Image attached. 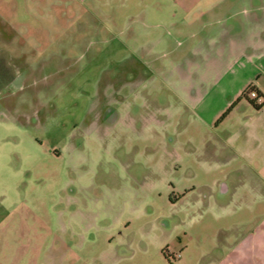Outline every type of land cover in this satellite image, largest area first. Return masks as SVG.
Segmentation results:
<instances>
[{
    "label": "rangeland",
    "instance_id": "374dc122",
    "mask_svg": "<svg viewBox=\"0 0 264 264\" xmlns=\"http://www.w3.org/2000/svg\"><path fill=\"white\" fill-rule=\"evenodd\" d=\"M138 1L184 15L171 0H0L4 263L199 264L242 222L218 195L227 120L196 113L174 68L192 41L131 37Z\"/></svg>",
    "mask_w": 264,
    "mask_h": 264
},
{
    "label": "crops",
    "instance_id": "0c3cea01",
    "mask_svg": "<svg viewBox=\"0 0 264 264\" xmlns=\"http://www.w3.org/2000/svg\"><path fill=\"white\" fill-rule=\"evenodd\" d=\"M61 1L72 7L74 3L90 0ZM106 1L109 0H91L92 7ZM161 3L152 7H163ZM171 3L174 9H182L184 15L178 17L175 11L149 15L150 4L138 1L139 11L130 18L135 17L141 28L130 31L131 37L139 29L149 36L162 28L192 41L184 49V60L178 61L174 68L182 77L185 97L196 113L210 123L222 124L227 120L229 150L224 158L227 174L226 180L219 183L218 195L229 196L226 207L230 216L243 217L241 223L227 227L224 240L219 236L214 239L215 250L209 257L200 255L196 263L264 264V106L254 107L242 96L249 86L264 96V0H171ZM190 9L193 16L188 17ZM191 72L192 78L188 74ZM210 157L213 161L222 160L221 151L215 149ZM220 246L222 249L217 252ZM109 254L103 256L106 264H112ZM174 254H169L174 260H184L182 252ZM12 262L0 260V264ZM48 264L58 261L53 259Z\"/></svg>",
    "mask_w": 264,
    "mask_h": 264
},
{
    "label": "built area",
    "instance_id": "2783aa9c",
    "mask_svg": "<svg viewBox=\"0 0 264 264\" xmlns=\"http://www.w3.org/2000/svg\"><path fill=\"white\" fill-rule=\"evenodd\" d=\"M246 99L252 102L254 107L264 106V96L258 94L255 89L246 90Z\"/></svg>",
    "mask_w": 264,
    "mask_h": 264
},
{
    "label": "trees",
    "instance_id": "16d2710c",
    "mask_svg": "<svg viewBox=\"0 0 264 264\" xmlns=\"http://www.w3.org/2000/svg\"><path fill=\"white\" fill-rule=\"evenodd\" d=\"M250 89H254V87L253 86H249L246 90H250ZM246 90L243 92V94H242V96H243V98H245L246 99ZM258 93V92H257ZM259 94V93H258ZM248 100V99H247ZM249 101V100H248ZM251 104H252V102L251 101H249ZM258 108V107H257ZM230 109H228L222 116H221V119L222 118H224L225 117V115L227 114V112L229 111Z\"/></svg>",
    "mask_w": 264,
    "mask_h": 264
}]
</instances>
